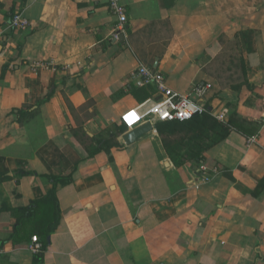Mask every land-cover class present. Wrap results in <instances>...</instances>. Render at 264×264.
<instances>
[{
	"label": "crops",
	"instance_id": "crops-1",
	"mask_svg": "<svg viewBox=\"0 0 264 264\" xmlns=\"http://www.w3.org/2000/svg\"><path fill=\"white\" fill-rule=\"evenodd\" d=\"M120 2V40L110 0L0 2V264H33L44 214L13 239L16 210L69 173L36 264H264V0ZM13 3L27 29L9 27ZM140 64L182 93L213 84L209 107L235 126L206 152L210 181L158 131L126 143L121 114L155 92L131 79Z\"/></svg>",
	"mask_w": 264,
	"mask_h": 264
},
{
	"label": "built area",
	"instance_id": "built-area-1",
	"mask_svg": "<svg viewBox=\"0 0 264 264\" xmlns=\"http://www.w3.org/2000/svg\"><path fill=\"white\" fill-rule=\"evenodd\" d=\"M110 8L112 13L117 17V24L113 30V38L120 40L126 35L127 10L120 0H110ZM8 24L11 28L27 29L30 23L21 12H16L9 19ZM2 44L3 38L0 36V50ZM32 67L34 69L48 68V64L34 62ZM131 79L139 87L153 86L155 92L151 97L128 108L121 114V124L126 131L135 129L146 123H150L153 126V131H158L157 125L159 123L177 120L186 121L212 111L206 100L207 95L213 88L212 83L197 84L190 92L182 93L174 90L167 84V78L161 71L152 69L144 64H140L132 72ZM213 114L218 119L226 121L225 111H213ZM255 140L256 136H251L247 139V143L250 144ZM219 171L218 166H209L204 162L201 163L199 166L200 179L196 182V186L198 187L201 182L210 181L212 176ZM30 250L33 253L42 250V242L37 235L32 236Z\"/></svg>",
	"mask_w": 264,
	"mask_h": 264
},
{
	"label": "trees",
	"instance_id": "trees-1",
	"mask_svg": "<svg viewBox=\"0 0 264 264\" xmlns=\"http://www.w3.org/2000/svg\"><path fill=\"white\" fill-rule=\"evenodd\" d=\"M15 7L16 4L13 3L11 10L6 11L9 14V19L15 14ZM48 98L49 96L45 97L38 104L48 100ZM234 126L232 119L222 121L213 114L212 109V111L195 116L190 120L159 123L157 129L167 154L176 167H181L188 162L203 163L206 152L211 147L225 140ZM124 129V126L121 125V130ZM111 144V142H108L109 150ZM115 146L121 147L116 142ZM77 164L78 162L75 163V168ZM24 173L32 174L30 171H25ZM4 176L6 175H2L0 179ZM46 176L53 183L52 188L45 195L33 199L29 205L16 210L21 211L23 215L18 222L17 226L19 227H16L13 233V239H16L22 233L26 224L35 222L36 218L44 214L42 221L43 236L41 237L42 250L34 253L33 264L43 262L44 252L49 246V237L56 231L60 223L61 210L57 198L58 186L69 184L74 180L72 173ZM259 192L260 189L255 194Z\"/></svg>",
	"mask_w": 264,
	"mask_h": 264
},
{
	"label": "water",
	"instance_id": "water-1",
	"mask_svg": "<svg viewBox=\"0 0 264 264\" xmlns=\"http://www.w3.org/2000/svg\"><path fill=\"white\" fill-rule=\"evenodd\" d=\"M153 126L150 123L143 124L135 129L129 130L125 135L124 139L127 144L135 142L139 137L151 131Z\"/></svg>",
	"mask_w": 264,
	"mask_h": 264
}]
</instances>
